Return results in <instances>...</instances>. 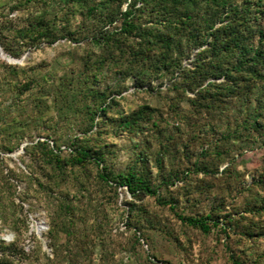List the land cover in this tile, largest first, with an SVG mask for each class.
<instances>
[{
	"label": "rangeland",
	"instance_id": "obj_1",
	"mask_svg": "<svg viewBox=\"0 0 264 264\" xmlns=\"http://www.w3.org/2000/svg\"><path fill=\"white\" fill-rule=\"evenodd\" d=\"M81 12L68 0H0V241L14 246L0 254V264H264V138L258 136L264 128L225 139L246 117L233 93L224 91L208 109L203 94L182 91L181 79L166 77L149 89L114 72L99 88L112 90L115 102L96 128L84 111L66 116L71 110L60 82L82 72L93 49ZM40 18L63 38L21 39ZM145 108L137 133L114 121ZM74 138L101 149L116 174L147 161L145 173L175 211L153 196L133 198L126 187H109L97 164L72 166L67 152L62 167L41 147L19 154L38 141L69 148ZM203 167L210 174L197 171ZM173 174L178 178L165 186ZM178 214L210 215L219 225L206 234Z\"/></svg>",
	"mask_w": 264,
	"mask_h": 264
},
{
	"label": "trees",
	"instance_id": "obj_2",
	"mask_svg": "<svg viewBox=\"0 0 264 264\" xmlns=\"http://www.w3.org/2000/svg\"><path fill=\"white\" fill-rule=\"evenodd\" d=\"M125 3L128 0H97L94 5H89L88 0H68V4L82 9L83 29L93 49L84 62V70L60 82L61 97L71 110L66 116L84 111L89 116L90 128H96V119H104L115 102V98L109 100L110 93H114L112 90L99 88L105 74L114 72L129 77L136 86L144 88L148 85L149 89L155 81L166 77L181 79L182 91L203 94L208 109L223 100L224 91L233 93L240 113L245 112L246 117L236 119L239 123L235 130L222 134L225 139L240 129L257 133L264 128L260 122L264 114V0H130L127 8L122 10ZM43 21L40 18L22 30L21 39L37 43L46 39L54 44L63 38L50 32L53 28L44 25ZM195 51L197 54L191 67L186 66L184 61L190 60ZM221 79H224L222 83L216 82ZM174 86L179 88L178 83ZM147 110L114 121L119 122V128L124 132L137 133L138 127H144ZM258 133L264 138V132ZM74 139L71 146L64 149L55 141L52 146L38 141L24 149L25 153L38 147L45 149L42 150L44 156L58 167H62L64 161L62 152L71 155L67 161L72 166L85 168L95 163L99 177L109 187H126L133 198L153 196L157 202L170 205L175 211L172 203L162 200L160 185H154L145 173L147 161L133 164L127 172L116 174L105 166V154L101 149L77 145L78 138ZM13 149L9 148L7 152ZM162 160L158 154L155 163L161 166ZM197 171L210 174L207 167ZM177 178V174L171 175L164 182L165 186ZM262 209L263 206L259 208ZM178 217L206 234L219 225V221L210 215L178 214ZM9 249L14 246L6 247L0 241L2 256Z\"/></svg>",
	"mask_w": 264,
	"mask_h": 264
},
{
	"label": "water",
	"instance_id": "obj_3",
	"mask_svg": "<svg viewBox=\"0 0 264 264\" xmlns=\"http://www.w3.org/2000/svg\"><path fill=\"white\" fill-rule=\"evenodd\" d=\"M24 147H25V145L22 146V150L19 152V154L24 152Z\"/></svg>",
	"mask_w": 264,
	"mask_h": 264
}]
</instances>
